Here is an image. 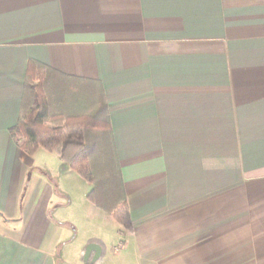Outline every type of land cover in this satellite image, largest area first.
<instances>
[{
	"label": "crops",
	"instance_id": "obj_1",
	"mask_svg": "<svg viewBox=\"0 0 264 264\" xmlns=\"http://www.w3.org/2000/svg\"><path fill=\"white\" fill-rule=\"evenodd\" d=\"M31 62L48 125L101 110L110 126L93 149L113 158L121 201L89 202L112 246L61 245V184L82 178L11 135ZM123 202L132 232L112 215ZM108 259L264 264V0H0V264Z\"/></svg>",
	"mask_w": 264,
	"mask_h": 264
},
{
	"label": "trees",
	"instance_id": "obj_2",
	"mask_svg": "<svg viewBox=\"0 0 264 264\" xmlns=\"http://www.w3.org/2000/svg\"><path fill=\"white\" fill-rule=\"evenodd\" d=\"M45 68L36 62L29 66L27 84L34 100L32 107L22 116L19 124L11 130L14 138L24 140L22 149L28 155H34L39 149L55 152L59 159L68 164L81 178L95 185L88 200L97 204V180L93 175L89 157L93 152V133L110 129L109 124L99 117L100 111L86 115L68 117L62 125L50 126L47 123L48 102L43 89ZM38 81V84L34 83ZM119 201L114 203L116 206ZM114 219L128 232L133 231L126 202H123L112 213Z\"/></svg>",
	"mask_w": 264,
	"mask_h": 264
},
{
	"label": "rangeland",
	"instance_id": "obj_3",
	"mask_svg": "<svg viewBox=\"0 0 264 264\" xmlns=\"http://www.w3.org/2000/svg\"><path fill=\"white\" fill-rule=\"evenodd\" d=\"M99 150L97 148H94L93 152L90 155V164L92 167L93 175L98 182L97 198H100L101 195L104 194L107 198V201H105L106 205H111V207H114V203H116L117 201H121L119 183L118 179L115 177L116 169L114 167L113 158H111L110 156L108 158V161L103 162L102 158L100 157ZM72 174L78 180H80V177L76 172H73ZM88 184L89 183L83 178L81 179V181H79V184L62 183L61 190L64 191L63 194L66 193L68 196L67 201L71 200L72 202H66L65 208H61L60 211H57L54 214V217L62 224L64 222H69L71 225H73V227L65 229V232L68 233L61 238V245L63 244L62 246L66 247L70 244L74 252H78V250L83 248L88 239L94 237L102 240L105 243H110L111 246V241L114 240L112 235H110V229L107 221L105 225L100 224V215H97V213H95L96 211H93L94 208L90 205V200H88L87 198L89 188ZM74 252L73 254H75ZM72 256L75 257L76 255ZM76 263H79L77 262V259ZM109 263L110 261L108 259L106 264Z\"/></svg>",
	"mask_w": 264,
	"mask_h": 264
},
{
	"label": "water",
	"instance_id": "obj_4",
	"mask_svg": "<svg viewBox=\"0 0 264 264\" xmlns=\"http://www.w3.org/2000/svg\"><path fill=\"white\" fill-rule=\"evenodd\" d=\"M95 251L96 252V256L94 258V261L98 258L99 255V248L96 245H89L87 248V253H86V259L89 258L90 254Z\"/></svg>",
	"mask_w": 264,
	"mask_h": 264
}]
</instances>
